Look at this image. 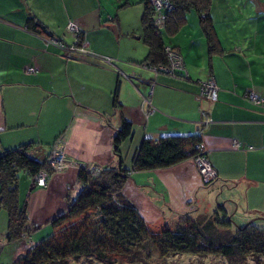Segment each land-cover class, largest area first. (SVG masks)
Here are the masks:
<instances>
[{
  "label": "crops",
  "instance_id": "1",
  "mask_svg": "<svg viewBox=\"0 0 264 264\" xmlns=\"http://www.w3.org/2000/svg\"><path fill=\"white\" fill-rule=\"evenodd\" d=\"M214 3L210 14L224 51L209 54L198 14L189 11L175 33L161 27L165 44L181 55L187 75L181 70L155 75L142 68L149 54L142 24L138 36L135 30L128 33L144 41L145 56L122 47L120 34L130 29L122 28L119 12L113 14L104 0H0V156L28 145L43 160L60 144L72 163L52 172L45 187L21 173L20 199L27 201L34 230L19 244L9 242V216L2 209L0 257L6 246L17 261L32 243L53 234L52 221L68 210L82 187L81 165L115 163L114 137L124 120L134 130L122 143L125 166L133 167L147 137L201 134L217 173L210 184L204 183L194 158L167 168L132 170L123 193L149 224L214 211L222 187H230L232 193L225 197L233 201L220 204L238 224L264 216V61L262 56L258 60L250 32L234 39L229 33L239 19L235 15L228 16L226 27H217ZM30 19L47 31L30 29ZM70 22L81 29L80 41L92 55L70 58L46 42L53 37L73 45ZM100 56L115 59L119 69L105 65ZM30 67L35 71H28ZM210 77L220 87L215 102L198 97L201 81ZM250 91L263 99L260 105L247 98ZM144 97L151 106L143 104Z\"/></svg>",
  "mask_w": 264,
  "mask_h": 264
},
{
  "label": "trees",
  "instance_id": "2",
  "mask_svg": "<svg viewBox=\"0 0 264 264\" xmlns=\"http://www.w3.org/2000/svg\"><path fill=\"white\" fill-rule=\"evenodd\" d=\"M170 1L173 8L166 11L165 22L170 33L179 30L189 11H195L209 54L224 51L210 14L212 0ZM143 3L141 24L149 47L145 62L153 66L167 64V45L156 25V9L151 0ZM29 23L33 31H47L39 21L30 19ZM133 131L132 122L124 120L115 134V163L100 167L99 174H93L92 168L80 169L82 187L68 210L52 221L53 234L32 243L15 264H151L155 255L167 259L182 254L222 257L228 264H248L250 260L264 264V227L258 220L248 226L238 224L220 203L212 212L183 214L161 226H153L144 219L123 193L132 170L167 168L195 159L204 145L201 134L170 135L158 140L147 137L129 168L125 166L122 143ZM42 170L52 172L45 160L33 156L31 146L10 149L0 156V211L8 212L9 242L19 244L34 230L27 214V201L20 199V175L26 173L35 178Z\"/></svg>",
  "mask_w": 264,
  "mask_h": 264
},
{
  "label": "rangeland",
  "instance_id": "3",
  "mask_svg": "<svg viewBox=\"0 0 264 264\" xmlns=\"http://www.w3.org/2000/svg\"><path fill=\"white\" fill-rule=\"evenodd\" d=\"M127 0H104L105 5L111 7L113 14L121 16L122 28L120 34L122 40V47L133 49L139 56H145L147 53V46L143 40L133 38L129 33L135 30L137 36L141 34V16L143 11V4L140 0H132L129 5H124ZM214 1L213 12L216 15V25L218 28L226 27L228 24V16L235 15L237 18L234 21V29L230 30L233 39L237 36L244 35L246 32H250L252 36L254 49L257 51L258 60L264 61V0H212ZM195 13V11H194ZM125 25V26H124ZM127 25V26H126ZM166 34L168 40L169 34ZM249 34V33H248ZM236 35V37H235ZM136 36V35H135ZM218 202L222 203L224 197L217 195ZM196 215V214H192ZM237 220V219H236ZM240 222L239 220H237ZM258 223L264 227V220H258ZM2 256L0 257V264H14V251L3 247L1 249ZM151 264H228L227 259L222 257L207 256L197 257L192 254H182L162 259L159 255H155ZM248 264H255L253 261H249Z\"/></svg>",
  "mask_w": 264,
  "mask_h": 264
},
{
  "label": "built area",
  "instance_id": "4",
  "mask_svg": "<svg viewBox=\"0 0 264 264\" xmlns=\"http://www.w3.org/2000/svg\"><path fill=\"white\" fill-rule=\"evenodd\" d=\"M151 1L157 12L156 25L159 28H161L165 26V22L167 19L166 11L171 10L173 8V5L170 0H151ZM68 28L73 33L75 38V43L73 45L67 46L53 37H49L48 39H46V42L50 45H54L60 49H63L65 51L66 56L70 58L74 57L75 55H79V56L92 55V53L88 50V45L80 41L81 29L73 22L69 23ZM166 52L168 56L167 64L153 66L148 63H144L142 64V68L153 72L155 75H158L160 73L177 75L176 74L177 70L184 71V75H187L184 61L181 55L169 46H167ZM98 58L105 65L115 69H119L116 65L115 59L104 56H100ZM28 71L33 72L35 71V68L30 67ZM121 73L124 74L123 72ZM200 85H201V92L198 95L200 99H207L214 102L218 100L220 87L218 86L216 80L213 77H210L205 81H201ZM247 98L256 105H260L263 102V99L259 95H257L254 91L248 92ZM143 104H147L151 106V100L147 97H144ZM236 145H238V142H236ZM201 151L202 153L195 158V162L197 164L198 171L204 183H209L214 179H216L217 173L206 156V151L204 149V146H201ZM43 160H45L50 165L52 172L63 171L72 166V163L66 159L64 149L60 144L55 145L54 148L49 153V155ZM81 168L89 169L91 167L81 165ZM52 172H49L47 170L40 171L34 178L36 184L41 187L47 186L48 178L50 177V174ZM92 172L93 174H99L100 167L96 166L92 168ZM0 246H3V244L0 243Z\"/></svg>",
  "mask_w": 264,
  "mask_h": 264
},
{
  "label": "water",
  "instance_id": "5",
  "mask_svg": "<svg viewBox=\"0 0 264 264\" xmlns=\"http://www.w3.org/2000/svg\"><path fill=\"white\" fill-rule=\"evenodd\" d=\"M212 182V181H211ZM35 182L33 181V184H34ZM230 193H232L231 192V189H230V187H226V188H221L220 190H219V192L217 193V195H219V194H221L223 197H224V203H226L227 201H233V198H227V197H225V196H227L228 194H230ZM223 204V203H222ZM232 217H233V215H230V218L232 219ZM256 220H264V216H259V217H255V218H252L250 221H248L246 224H245V226H248L250 223H252V222H254V221H256ZM238 225V224H237ZM239 226V225H238Z\"/></svg>",
  "mask_w": 264,
  "mask_h": 264
}]
</instances>
